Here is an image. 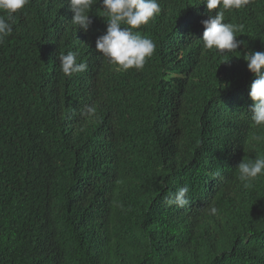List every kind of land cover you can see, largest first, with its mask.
Here are the masks:
<instances>
[{"label": "trees", "instance_id": "obj_1", "mask_svg": "<svg viewBox=\"0 0 264 264\" xmlns=\"http://www.w3.org/2000/svg\"><path fill=\"white\" fill-rule=\"evenodd\" d=\"M157 2L133 30L155 51L128 71L95 49L99 2L87 31L68 0L14 13L0 43V264H264V173L245 188L237 169L264 157L243 59L264 51V0ZM217 12L239 29L232 52L203 47ZM69 51L87 70L64 75ZM185 184L189 204L166 206Z\"/></svg>", "mask_w": 264, "mask_h": 264}, {"label": "clouds", "instance_id": "obj_2", "mask_svg": "<svg viewBox=\"0 0 264 264\" xmlns=\"http://www.w3.org/2000/svg\"><path fill=\"white\" fill-rule=\"evenodd\" d=\"M29 0H0V43L9 36L13 29V15L17 10L22 9ZM67 2V1H66ZM99 2L103 11L102 17H106L105 34L99 36L95 41V49L102 53L109 61L118 65L123 70H130L135 67L142 69L147 57H151L155 51L154 42L138 33L134 29L147 24L151 18L159 14L160 6L157 0H68L72 15V23L80 29L87 31L92 23L88 10L94 3ZM207 10L219 8L240 9L250 3V0H202ZM203 33L201 41L205 49H213L220 52H232L236 50L241 41L236 37L239 31L236 25L224 22L223 12L215 15H208L207 19L201 21ZM122 24L128 27H122ZM61 71L65 76L70 77L73 73L87 70V64L77 62V54L69 51L61 53L58 57ZM247 62V69L253 79L249 84L248 96L252 103L249 105L251 120L255 126L264 125V51H250L243 54ZM228 60V59H227ZM224 60L223 62H227ZM88 114L94 113V108L86 107ZM259 141V136H254ZM239 179L244 182V187H251V181L258 175L264 173V157L242 160L238 167ZM219 175V172L214 173ZM188 185L179 187L175 192H169L164 198L166 206L176 205L184 207L189 204L187 194ZM217 209L209 208V214L215 215Z\"/></svg>", "mask_w": 264, "mask_h": 264}]
</instances>
